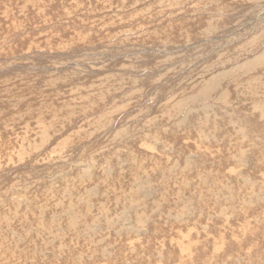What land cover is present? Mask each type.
<instances>
[{
    "label": "rangeland",
    "instance_id": "rangeland-1",
    "mask_svg": "<svg viewBox=\"0 0 264 264\" xmlns=\"http://www.w3.org/2000/svg\"><path fill=\"white\" fill-rule=\"evenodd\" d=\"M119 7L105 9L99 15L106 16L99 21L101 25L113 15L114 21L104 27H79L81 37L72 40L67 36L59 48L31 50L18 46L17 39L0 43L1 120L10 117L26 120L29 108H34V116L43 118L38 132L25 138L13 158L7 152L0 153L3 156L0 204L6 200L25 209L22 202L51 184L63 190L64 196L83 203L88 212L100 205L103 212L97 214L98 221L92 224L98 235L93 239L84 230L81 234L85 236L80 238L87 242L92 239V248L104 250L102 264H110L111 257L118 253L124 255L120 264H139L134 254L140 248H135L132 239L150 237L152 218L160 217V222H166L158 205L150 208V216L140 217L137 214L142 210L138 206L120 205L117 213L123 225L109 227L104 212L118 206V196L105 198L107 189L94 184L86 189L91 198L84 200L73 187L83 185L94 175L96 170L90 166V159L102 160L105 178L113 175L114 163L130 171L135 161L132 148L152 146L155 149L151 152L155 154L156 147L162 145L157 132L169 137L178 134L172 129L174 121L205 107L218 109L224 105L231 109L239 102L245 104L242 92L264 65V0H149L147 4L139 0L129 8ZM130 12L132 17H127ZM170 12L174 14L171 16ZM115 20L117 25L113 24ZM179 24L180 32L172 31L168 36L157 32L161 27ZM207 37L215 39L203 41ZM185 43L186 47H177ZM48 102H53L49 108ZM37 108L42 110L36 111ZM165 123L169 124L166 128ZM182 143L199 141L185 136ZM244 150L242 161L235 166L252 191L247 204L264 208V182L252 176L253 162L248 159L247 149ZM180 152L178 147L169 151L173 167L183 168L185 159L194 164L199 161L193 149L186 157ZM76 165L85 169V173L77 171ZM208 167L213 169L215 163H208ZM147 181L145 175H137L130 182L145 187L143 199L152 202L158 196L157 188ZM205 181L210 182L207 178ZM93 196L99 200L98 205ZM128 196L130 199L131 192ZM213 197L217 202L239 208L240 198L235 195L232 198L228 191ZM180 198L169 205L173 220L185 209L187 216L177 219L178 224L186 220L190 224L188 229L193 226L202 229L213 221L211 216L205 218L193 196L181 194ZM62 216L80 229L73 206L55 214V223H61ZM41 219L46 220L47 216L41 213ZM64 230L67 228L63 225L55 231ZM10 235L16 236L17 241L15 264H36L34 257L26 258L27 245L19 235L13 232ZM160 240L148 241L143 247L159 245ZM83 241H79L81 246ZM121 241L129 242L122 246ZM52 246L53 241H49L43 250L49 253ZM144 252L142 261L148 258L149 252ZM78 256L85 261L92 254L77 253L71 259ZM45 258L46 264H64L69 259L67 255L54 254ZM243 258L240 256L237 263H242ZM155 260L171 264L161 258Z\"/></svg>",
    "mask_w": 264,
    "mask_h": 264
},
{
    "label": "bare ground",
    "instance_id": "bare-ground-1",
    "mask_svg": "<svg viewBox=\"0 0 264 264\" xmlns=\"http://www.w3.org/2000/svg\"><path fill=\"white\" fill-rule=\"evenodd\" d=\"M137 1L139 0H0V43L17 39L18 46H26L31 50L59 48L67 36L72 40L81 37L82 34L77 28L104 27L113 20L115 15L107 19L105 25L99 23L101 18H106V16L99 17L105 9L109 10L114 6L126 9ZM148 1L140 0L143 4H147ZM132 14L130 12L127 17H132ZM173 14L170 12L171 16ZM184 15L189 16L185 13ZM113 24L117 25L116 20ZM158 31L168 36L172 31L180 32L181 25L161 27ZM214 39L207 37L203 41ZM186 44L177 47L184 48ZM258 69L260 73L246 85L247 95L242 92V96L246 99L245 104L239 102L231 109L222 105L218 109L205 107L194 110L191 115L188 114L174 121L172 129L178 131V134L169 137L157 132L162 145L156 147L155 154L151 152L155 149L152 146L142 149L136 145V148H132L135 152L132 170L125 171L118 163H114L113 175L105 178L104 171L101 170L102 160L90 159V166L96 170L94 175L83 185L75 186L73 183L75 186L73 190L84 200L91 198L87 196L86 189L94 184H100L105 190L107 189V194L103 197L118 196L120 201L118 206L104 212L109 227L119 228L123 225V220L117 213L120 205L127 204L134 206L133 208L138 206L142 211L137 217L145 214L150 216V208L158 205L166 222H160V217H154L151 219L150 237L132 239L135 248H140V251L137 250L134 254L139 264H160L155 260L159 258L171 264H239L237 261L240 256L245 257L240 264H264V208L251 207L247 204V198L252 191L243 183L240 169L235 166L242 161L240 159L245 154L244 148H246L248 159L253 162L252 176L264 182V65ZM48 103L49 108L53 102ZM45 106L42 108L45 109ZM27 111L29 115L26 120L14 117L2 120L0 118V153L7 152L5 154H8L10 159L20 150L25 138L35 135L39 130L37 127L43 125V118L33 115L34 108H29ZM32 122H37V125H32ZM168 125L165 123L163 127L166 128ZM257 135L261 136L260 139H257ZM185 136L195 137L199 143L204 142L206 145L184 144L182 140ZM176 147L182 151L180 155L185 157L186 153L193 149L198 153L199 161L194 164L185 159L186 166L181 169L173 167L174 159L169 151ZM2 157L0 155V161ZM211 162L215 163L213 169L208 167V163ZM191 166L196 168L195 171ZM198 167L200 171H196ZM76 169L85 173V169H78L77 165ZM137 175H145L148 179L147 183L156 186L158 196L155 201L144 200L142 193L145 187L130 182ZM206 178L210 180L209 183H206ZM226 183L230 185L227 186ZM223 191H228L232 198L233 195L240 198L238 209L214 200L213 196ZM181 194L193 196L198 207L205 213V218L211 216L213 221H208L201 227L202 229L197 226L188 229L190 226L188 221L185 220L182 224L177 222V219L180 221L187 216L184 207L179 212V217L173 220L172 214H169L170 211L172 212L169 205L175 200H180ZM22 203L25 209L22 207L19 209L6 200L0 204V264H15L17 241L16 236L12 237L10 232L18 234L26 243V258L34 257L36 264H46L45 257L48 254L67 255L69 259L64 264H102L101 257L104 250L92 248V239L87 242L80 237L85 236L81 233L86 230L85 233H89L91 238H96L98 233L93 232L92 224L98 221L97 214L103 212V207L95 205L96 210L88 212L83 203L64 196L63 190L56 189L51 184ZM95 203L98 205L99 200L97 199ZM71 206L75 208L80 229L74 228L72 221H68L66 216H62L61 223L54 221L55 214ZM41 213L47 216L46 220L41 219ZM63 225L67 230L63 233L55 231ZM159 238L161 244L147 245L148 249L143 247L144 243L148 241L153 243ZM77 240L83 241L82 246ZM49 241H53V246L47 253L43 250V245ZM128 242L121 241L122 246ZM142 249L149 252L146 261L141 260L145 253ZM77 253H89L92 256L85 261L79 256L71 259ZM123 259L124 255L118 253L112 256L109 262L120 264ZM246 261L248 263H245Z\"/></svg>",
    "mask_w": 264,
    "mask_h": 264
}]
</instances>
